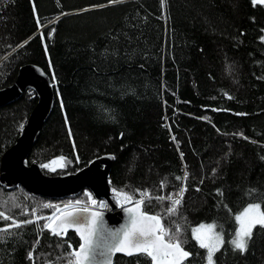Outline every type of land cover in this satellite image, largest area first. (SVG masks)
Masks as SVG:
<instances>
[{"label": "trees", "instance_id": "16d2710c", "mask_svg": "<svg viewBox=\"0 0 264 264\" xmlns=\"http://www.w3.org/2000/svg\"><path fill=\"white\" fill-rule=\"evenodd\" d=\"M263 32L264 5L253 0H0V88L26 62L53 81L52 108L26 156L42 165L59 160L41 165L44 174L72 172L108 153L113 188L152 196L186 188L182 238L195 254L189 264H204L191 228L216 222L230 240L248 190L264 193ZM36 99L28 88L0 106V158ZM46 200L55 199L0 184V212L18 222L47 217ZM153 204L149 213L163 215L166 201ZM7 222L0 219V228ZM44 222L0 232V264H66L64 241L75 248L77 235L55 236L39 229ZM138 260L151 264L122 254L113 264ZM215 261L264 264V229H254L245 253L226 245Z\"/></svg>", "mask_w": 264, "mask_h": 264}, {"label": "snow or ice", "instance_id": "6c2138e0", "mask_svg": "<svg viewBox=\"0 0 264 264\" xmlns=\"http://www.w3.org/2000/svg\"><path fill=\"white\" fill-rule=\"evenodd\" d=\"M161 2L163 5L166 0ZM108 3H116V0H108ZM253 3H264V0H253ZM42 167L47 168L48 165L45 164ZM215 171L216 169H213V172ZM188 176L189 174L185 172L184 179ZM175 179L180 180L181 177L177 176ZM163 184L164 181L161 182V187ZM186 190L181 187L176 197L171 194L152 196L148 190H136L139 198H135V194H130L128 191L113 189L118 203L131 204L123 208V211L127 213L126 222L118 228L106 227L103 213L92 210L88 206L71 212H61L57 209V213L47 217L35 216V221L44 220L43 228L50 230L55 236H66L69 230H74L79 235L80 242L76 248L64 241L67 249H70L62 254L66 264H112L115 253L144 257L149 259L151 264H189L190 258H194L195 254L191 248L186 250L188 238L186 236L182 238V235L187 230L186 225L189 222L179 209ZM196 190L199 191V188ZM256 191L248 190L246 195L251 198V201L234 215L235 227L230 240L226 239L228 233L225 232L223 225H218L216 222L200 223L191 228V238L197 242L199 248L206 250L207 264H216V254L226 245H231L233 251L245 253L253 239L254 229L257 226L264 229V193L257 197L253 195ZM217 192L219 193L220 190L217 189ZM88 200L93 206L100 208L106 206L104 201L98 203L91 196ZM153 200H167L171 206L166 208L163 215L149 214L155 206ZM257 200L259 202H255ZM80 203L81 201H77V204ZM44 207L51 208L52 205L45 204ZM32 212L35 213V209H32ZM178 213L177 219L173 220L172 217ZM0 217H3L5 221L12 220L11 224L0 228V232H10L13 227L21 228L24 224L35 222L33 219L18 222L3 212H0ZM165 217H167L168 226H165ZM59 246L58 244L57 247ZM32 255L30 252L29 258H32Z\"/></svg>", "mask_w": 264, "mask_h": 264}, {"label": "water", "instance_id": "95a60500", "mask_svg": "<svg viewBox=\"0 0 264 264\" xmlns=\"http://www.w3.org/2000/svg\"><path fill=\"white\" fill-rule=\"evenodd\" d=\"M53 87L50 76L41 65L26 62L18 67L13 82L0 88V106L16 100L28 88L34 91L37 98L34 107L20 127L15 141L1 155L0 184L6 188L20 185L30 193L52 199L70 197L82 189H87L96 200L102 198L111 203L109 197L111 186L108 184L107 177L110 163L113 160L112 154L98 155L75 171L59 174H44L41 165L36 160L28 163L26 156L38 135L42 123L52 108ZM58 161L52 160L49 164L50 168L54 167ZM129 206L131 204L110 211L90 208L103 213V221L106 227L118 228L126 222L127 213L123 211V208ZM111 207H114L113 204ZM79 208L82 207H68L61 210V212H71ZM75 234L80 242L79 235L76 232ZM116 254L128 256L123 253H115L114 256Z\"/></svg>", "mask_w": 264, "mask_h": 264}, {"label": "built area", "instance_id": "2783aa9c", "mask_svg": "<svg viewBox=\"0 0 264 264\" xmlns=\"http://www.w3.org/2000/svg\"><path fill=\"white\" fill-rule=\"evenodd\" d=\"M181 187H182V185H180L178 188L171 189V190L168 192V194H171L173 197H176V195H177V193H178V191L180 190ZM113 189H114V188L110 187V194H109V197H110L111 203L107 202L105 199H102V198L99 199V200H96L95 197L93 196V194H92L89 190L86 189V192H85V196H84V198H82V199H77V200H74V201H71V202L67 203L66 206H67V208H68V207H73V206H81V207L88 206V207H92V208H98V209H101V210L110 211V210H114V209L120 208V207H122V206L129 205V204L118 203V202H117V201H118V198H117V196L115 195ZM136 190H144V189H139V188H138V189H136ZM136 190L134 191L133 194H135V198H139V194L137 193ZM117 191H119V190H117ZM168 194H167V195H168ZM89 196H91V198L94 199V200H96L98 203H99L100 201H104L106 206L103 207V208H100V207H97V206H93V205H91V204L89 203V200H88V197H89ZM59 200H60V199L47 200V201L44 203V205H45V204H50V205H52V207H51V208H48V209H54L55 206L58 205V201H59ZM77 201H81V203H80V204H77ZM165 201H166V203H167V207L171 206L169 201H167V200H165ZM72 203H76V205H73V206H72ZM112 204H113V206H114L113 208L111 207ZM180 206H181V205H180ZM65 208H66V207H64L63 209H65ZM61 210H62V209H61ZM56 213H57V212H56ZM53 214H55V213H53Z\"/></svg>", "mask_w": 264, "mask_h": 264}, {"label": "rangeland", "instance_id": "374dc122", "mask_svg": "<svg viewBox=\"0 0 264 264\" xmlns=\"http://www.w3.org/2000/svg\"><path fill=\"white\" fill-rule=\"evenodd\" d=\"M263 5H264V3H262ZM262 39L264 40V32H263V36H262ZM52 83H53V81H52ZM26 119V118H25ZM33 160H36V159H31V160H28L27 159V161H28V163L29 162H31V161H33ZM40 165H42V163H40L38 160H36ZM48 165V167L50 168V166H49V163L47 164ZM42 168V167H41ZM53 168V167H52ZM67 172H71V171H67ZM61 173H64V172H61ZM53 174H59V173H53ZM110 186V185H109ZM13 188V187H12ZM113 188V187H112ZM114 189H116V190H122V189H117V188H114ZM139 189H141V188H139ZM80 192V191H79ZM84 192H86V190L84 191ZM74 200H76V198H72L71 196L70 197H66V198H62V199H60L59 201H58V205L57 206H55V208L54 209H51L52 210V213H50L48 216H50V215H52L53 214V212L54 213H56L57 212V209H59V210H61V209H63L66 205H67V203H69V202H71V201H74ZM47 201V200H46ZM45 201V202H46ZM73 205H76V203H72V206ZM247 205V204H246ZM245 205V206H246ZM240 210H242V209H240ZM239 210V211H240ZM238 211V212H239ZM31 212H32V210H31ZM25 213H27V210H23V214H25ZM33 213V212H32ZM34 214V213H33ZM16 215L17 214H8V216H10V217H12V218H14V219H16V220H18L17 219V217H16ZM0 219H3V217H0ZM34 219H35V216H34ZM8 222H7V224L6 225H9V224H11L12 223V220L11 219H9V220H7ZM205 224H208V223H205ZM43 228V225H41V227L39 228V229H42ZM232 238V237H231ZM203 260H204V264H207V260H206V256L203 258Z\"/></svg>", "mask_w": 264, "mask_h": 264}]
</instances>
